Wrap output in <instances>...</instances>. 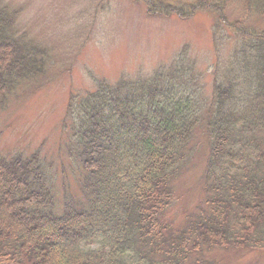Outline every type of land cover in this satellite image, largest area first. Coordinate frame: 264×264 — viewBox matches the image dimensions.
Wrapping results in <instances>:
<instances>
[{
	"label": "trees",
	"instance_id": "1",
	"mask_svg": "<svg viewBox=\"0 0 264 264\" xmlns=\"http://www.w3.org/2000/svg\"><path fill=\"white\" fill-rule=\"evenodd\" d=\"M133 1L150 16L211 13V67L185 47L148 76L71 92L60 156L0 155V264H216L204 252L264 251V0ZM18 13L0 0V111L43 74ZM199 130L210 194L175 228L173 183Z\"/></svg>",
	"mask_w": 264,
	"mask_h": 264
},
{
	"label": "rangeland",
	"instance_id": "2",
	"mask_svg": "<svg viewBox=\"0 0 264 264\" xmlns=\"http://www.w3.org/2000/svg\"><path fill=\"white\" fill-rule=\"evenodd\" d=\"M3 1L19 11L17 33H25V42L31 45L27 46L43 58V74L24 80L9 106L0 111V155L7 157L36 150L42 154L44 150L48 159L61 155L57 152L63 139L61 120L71 92L93 90L98 81L148 76L170 64L185 47L199 65L211 67L214 60L210 40L214 19L206 11L182 20L150 16L144 4L133 0ZM206 156L199 130L173 183L174 206L167 218L175 228L199 214L210 194L202 184ZM61 160L63 164L67 159ZM72 178L68 171L59 175V183L69 185ZM204 257L216 264H264V251L250 249L204 252Z\"/></svg>",
	"mask_w": 264,
	"mask_h": 264
}]
</instances>
